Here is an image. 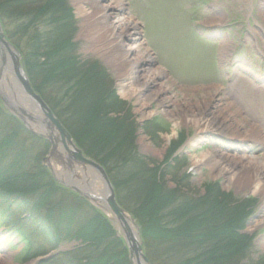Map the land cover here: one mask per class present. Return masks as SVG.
Returning a JSON list of instances; mask_svg holds the SVG:
<instances>
[{
	"label": "rangeland",
	"instance_id": "374dc122",
	"mask_svg": "<svg viewBox=\"0 0 264 264\" xmlns=\"http://www.w3.org/2000/svg\"><path fill=\"white\" fill-rule=\"evenodd\" d=\"M58 1H61L60 3L68 9L69 14H72L70 23L74 30L70 36L73 46L69 50L57 49L58 52L55 55L52 54L54 57L50 58V53L53 51L50 45L51 38L52 41L59 43L68 35L65 32L56 34L58 26L54 24V17L49 14L47 22H40L43 25H41L39 36L43 40L48 39L46 46L43 45L40 48L41 55L44 57L48 53V64L66 57L75 58L77 70L74 78L65 81L61 86L56 87L57 83L53 85L51 84L53 82L47 83L44 96L55 94L54 98L60 106L64 107L67 102L66 97H68L67 95L64 97V93L69 95L73 92V97L76 92L78 95L82 91L83 86L78 85L75 80L79 78V71L87 82V92L91 91V94L98 95V92L102 93L103 90L99 89L101 80L96 77L95 72L109 73L106 77L109 80L108 87L117 99L122 101L119 106L117 104L120 103L116 102L117 104L112 109L121 113L123 108L126 110L128 107L131 123L127 124L126 130L135 131L136 128L133 132L134 152L143 157L142 164L147 168L153 170L157 168L158 171V167H161L167 170L166 175L160 173L162 182L163 179L165 182L164 188L168 191L173 190L176 186L173 181L174 176L180 177L188 173L186 187L193 192L203 195L205 186L216 184L221 192L229 193L236 199L255 198L257 200L251 220L245 228V233L253 238L250 252L242 258L238 257V264H263L264 0H100L102 5L105 6L106 3L110 5L108 14L111 12L118 14L117 21L123 18L139 24L136 34L130 28L127 32L123 30V27L118 28V31L110 36L113 41L112 49L103 54L93 48L91 38L87 36V33L93 29L92 19H88L93 16L92 9L87 0ZM5 2L6 0H0L1 5H5ZM24 2L30 3V1ZM53 6L56 5L53 4ZM36 7H42V2L23 5V8L29 10H34ZM96 19L99 22L100 16ZM99 25L104 24L98 23ZM10 28L14 29L13 24ZM196 32L198 35L202 34V37L197 36ZM129 34L137 38L135 42L138 44L135 45L138 49L133 47L134 43ZM22 41L27 44L26 40ZM22 41L18 44L21 45ZM31 48L30 53L33 52ZM19 50L23 53L24 47ZM125 51L132 53L130 65L121 70L111 58ZM24 52L26 53L25 50ZM107 52H110L109 56L108 54L104 56ZM145 54H148L150 60L141 61V64L144 63L145 66L147 64L145 69L149 71H140L135 63L137 64ZM45 59H40V61ZM6 61L10 62L7 52ZM6 66L5 71L12 69V64L8 65L6 62ZM19 66L28 77L21 63ZM124 74L127 78H124ZM132 74L136 81L130 80ZM141 75L146 77L152 75V77L150 80L145 78L147 80L145 82ZM59 76L60 73H56V80L58 78L60 81ZM4 81L2 79V83ZM60 90H63V93L59 92ZM4 93L10 97L6 90ZM91 94L87 95L90 101H92ZM74 99L69 98V101L73 102ZM100 103L109 108L113 106L111 99L103 98ZM94 106V108L98 107V102H95ZM70 111L73 115H78L80 110L76 112L70 107ZM165 112L168 114L165 115ZM120 113L115 112L110 115L113 118L119 117L123 122ZM204 119L208 121L204 122ZM2 123L0 119V138L7 133ZM61 125L63 126L62 123ZM32 137L34 136L29 132L17 136L16 149L9 150L13 152L9 156L17 155V148L20 151L23 160H19L17 165L23 166V175L36 169L38 160L40 162V157L43 156L42 140H34ZM239 142L247 146L238 148L234 145ZM67 146L71 152L76 153L71 145ZM77 149L82 157L85 156L86 159L101 166L93 157L87 156L83 148ZM222 155L231 165L221 160ZM252 156H260L259 166L253 165ZM63 157H66L64 153L53 154L50 157V164L58 179L66 178L70 174L69 169L62 167ZM6 158L8 159V156ZM166 159L170 161L176 159L174 163H171L177 168L174 167L169 171L167 164L164 163ZM2 164L5 166V163H0V167H4ZM248 164L249 172L244 173ZM73 167L80 178L75 181L83 186L81 179L85 177L84 170L78 165ZM104 171L106 172L105 169ZM33 173L36 174L34 171ZM127 180L131 183L129 179ZM36 181L28 180V184ZM94 185L97 189L102 187L100 183ZM134 185L135 181L130 184L133 187ZM111 189L116 201V195L120 194L122 197H129V201L125 200L135 207L136 203L132 197L138 193L137 187L132 190L124 183L118 189H115L112 184ZM92 193L94 194V190ZM59 197L55 196L54 199ZM71 200L68 199L65 202L71 204ZM168 213V209L163 210L158 217L165 218ZM43 215H45L44 211L40 210L38 219L43 218ZM88 218H91V215L86 209L78 217L79 220L84 221ZM51 221L50 223H53L54 220L51 219ZM112 223L115 224L114 235L112 232L111 235L110 233L98 235L100 238L104 237L105 242H98L99 239L96 236H88L82 243H78L77 246L82 247L78 248L82 249L80 252L81 258L83 257L82 264H92L89 255L92 251H96L97 247L105 248L103 249L104 256L112 244L108 243V238L114 243L112 245L117 247L115 253L122 255L125 246L121 232L115 228L118 224L114 219ZM127 225L130 226L128 228L131 237L127 230L125 239H128V243L132 241L140 244L141 238L138 235L140 228L137 222ZM28 230V228L22 229L25 233H28ZM63 240H65L64 235ZM18 241L20 239L14 236L9 239L0 229V264H34V258L48 254L51 257L58 250L66 252L72 250V248H67L72 246L70 243L62 244L54 250L55 244L42 240L40 236H29L26 248L19 245ZM149 247L147 253L151 259L155 260L154 264H165L169 256H172L169 264H181L184 259L191 257V252L183 250L182 243L175 241H170L168 244L158 242ZM28 248L29 252H27ZM166 250L170 252L166 253ZM49 257L47 259H50ZM60 257L55 256L48 261L51 264L55 262L59 264ZM136 258L137 256L132 253L128 255L126 263L117 262L115 264H138ZM109 261L107 256L103 258L102 264H111L108 263Z\"/></svg>",
	"mask_w": 264,
	"mask_h": 264
},
{
	"label": "trees",
	"instance_id": "16d2710c",
	"mask_svg": "<svg viewBox=\"0 0 264 264\" xmlns=\"http://www.w3.org/2000/svg\"><path fill=\"white\" fill-rule=\"evenodd\" d=\"M24 1H30V3ZM39 2H42V7H36L34 10L23 8V5H34ZM60 2L58 0H6L5 5L0 4V20L8 40L20 53L19 49L22 47L26 51L25 53L23 50V53H21L22 65L34 91L51 108L70 133L75 144L79 148H83L87 156L90 155L91 158L93 157L97 163L104 167L115 189L122 187L124 183L132 190L137 187V196L133 195L132 197V200L136 203L135 207L127 202L129 197H122L120 194H117L116 197L119 205L136 220L147 252L150 245H155L158 242L168 244L170 241H175L182 243L183 250L191 252V257L184 259L181 264H238V257L242 258L249 249L250 237L241 234V232L252 212L254 200L238 202L231 195L221 192L216 184L205 186L203 195L199 192H193L185 186L184 182L187 181L185 175L174 179L176 186L173 190L168 191L164 188L165 182L164 179L162 182L160 173L166 175L167 170H163L161 167H158V171L157 168L154 170L147 168L142 164L144 162L143 157L134 152L133 132L136 131V128L135 131L126 130L127 124L131 123L128 107L125 106L126 110L123 108L121 113L112 109L117 103H120L117 104L118 106L121 105L122 101L118 100L108 87L106 81L108 80L106 78L108 74L106 71L95 72L96 77L101 80L99 89L103 90L102 93L98 92V95L91 94V91L87 92V82L79 71V78L75 80L78 85L83 86L82 91L78 95H76V92L73 97V92L69 95L64 93V97L68 96L64 107L60 106L54 98L56 97L55 94L44 96L47 91V83L53 82L51 83L53 85L57 83L56 87L61 86L65 81L74 78V73L77 70L75 58L68 59L66 57L48 64V53L44 57L41 55L40 48L43 45L46 46L48 39L43 40L39 36L41 25H43L40 22H47L49 14L54 17V24L58 26L57 31L55 30L56 34L65 32L68 35L66 39L59 43L52 41L51 38L50 45L53 47V51L50 53V58L58 52L57 49L69 50L73 46L71 43L72 37L70 36L74 30L70 23L72 14H69L68 9ZM53 4L56 6H53ZM11 24H13L14 29L10 28ZM22 40H26L27 44L23 43ZM21 41L22 43L19 45L18 42ZM30 47L33 50L31 53ZM52 54L54 55L52 56ZM40 59L45 60L40 61ZM56 73H60L61 82L58 78L56 80ZM59 92L63 93V90ZM90 94V99L93 102L88 100L87 95ZM69 98L75 99L71 102ZM103 98L111 99L113 106L111 108L102 106L100 102ZM95 102H98L96 108H94ZM70 107L76 112L80 110L84 114L79 111L78 115H73ZM115 112L121 114L123 122L119 117L113 118L110 115L115 114ZM0 119L4 128L7 129V133L0 138V157L8 156L10 158L6 166L7 171L0 168V195L2 194L3 203L5 200L22 202L24 209L29 208L32 214L45 207L47 209L45 218L48 215L52 216L50 211L53 207L57 208L58 215L54 218L56 227L54 233H44L50 241H55L52 244L59 242L60 234L57 233L60 232L61 227L65 230L68 238L77 236L79 239L84 240L88 236H96L99 239L98 242H105V238H100L98 235L104 233H110L111 235L114 228L99 211L88 206L86 202L72 192L59 186L57 188L55 181L51 178L49 181L37 180L33 184H28V180H33L34 177L44 172V169L38 160L36 169L25 173L27 176L22 174L23 166L17 165L19 160H23L20 151L17 148V155L9 156V154H13L9 150L16 149L17 136L24 135L26 132L13 117L2 109L1 105ZM47 149V143L43 142V153ZM173 160L176 161V159ZM174 161L169 159L164 161L169 171L171 162ZM33 171L38 175L34 174ZM112 171L114 172L112 173ZM127 179L131 183L135 181L134 187L130 186L131 183ZM181 182H183V186ZM55 196L60 197L54 199ZM68 199H72L71 204L65 202ZM85 209L90 212L91 218L85 221L79 220V214ZM166 209L169 210V213L165 218L160 219L159 214ZM33 219L35 218H29L30 221ZM162 224L164 225L161 226ZM49 227H52L51 224ZM71 231H73V235H70ZM17 234L25 241L28 240L29 236H33V234L27 236L21 230H18ZM107 241L109 244H114L109 238ZM112 244L108 247L104 256L105 248L99 249L97 247L96 251H92L89 255L92 264H102L103 258L107 256L110 260L108 263H126L127 253L125 249L123 248L122 255H118L115 253L117 247ZM177 246L180 247L179 244ZM81 251L82 249L76 248L74 251L66 253V260L63 264H82ZM168 252L170 250H166V253ZM147 257L150 264H154L155 260L151 259L148 253ZM169 257L166 258L165 261L168 262L165 264H169L171 261L172 256ZM60 261H62V258H60Z\"/></svg>",
	"mask_w": 264,
	"mask_h": 264
},
{
	"label": "bare ground",
	"instance_id": "6f19581e",
	"mask_svg": "<svg viewBox=\"0 0 264 264\" xmlns=\"http://www.w3.org/2000/svg\"><path fill=\"white\" fill-rule=\"evenodd\" d=\"M87 3H89L90 8L92 9V14H93L92 17L88 18V19H92L91 20L92 21L91 24L93 23L92 24L93 25V27H92L93 29L89 33H87V36H89L88 38H91V41H92V43L94 45L93 48H95L96 50L100 51L102 54L105 51H107V50L109 51V50L112 49V42L113 41H112V38L110 39V36H113V34H115L116 31H118V28L123 27L124 28L123 30L126 31V32H127L128 28H130L131 31L134 34L137 33V24L134 21L125 20L123 18H121L119 21H117V18H119V17H118V14H115L116 12L115 13L111 12L110 14H108L109 11H110V5H107V3H106L105 6L102 5V3H100V0H87ZM98 16H100L99 22L96 19V17H98ZM97 22L99 24H104V25H99L100 26L99 27ZM126 32H124V33H126ZM129 35L131 36V39H132V41L134 43L133 47L137 48V46L135 45V44H138V43L135 42L136 41L135 39H137V38H135V36H133L131 34H129ZM120 37L122 38V36H120ZM121 40H123V39H121ZM130 44H132V43L130 42ZM130 44H127V46H130ZM100 46H101V48H100ZM107 54L109 56L110 52H107L104 56H106ZM131 54H132L131 52L125 51V52H121V54H119V55H117L115 57H112L111 59L114 60L113 63L119 69L124 70L125 68H127L130 65ZM148 59L150 60L148 54H145L143 56V58H141V60L139 59L137 64L135 63V66L137 68H140V71H149V69L148 70L145 69L148 66L147 64H146V66H145L144 63L141 64V61L144 62L145 60H148ZM7 64L9 65L10 62L7 61ZM136 74H138V73L136 72ZM2 77L4 79H6L8 82H13L14 83L16 81L14 72L12 71L11 68H9L8 71H0V80L1 81H2ZM151 77H152V75H151ZM151 77L150 76L146 77V76L141 75L142 80H144L145 82L147 80H150ZM124 78H127V75L124 74ZM130 80L136 81L135 76L133 74L130 77ZM106 81L109 82L108 80H106ZM136 84L139 85L138 82H136ZM3 87H4V84L0 83V89H2ZM13 90L17 91L16 86H15V88ZM26 108H30L31 109V111H32L31 115L35 118V120L39 119L37 121H34V120H29L27 118V119H25L26 120V125L31 127L32 129L36 130V131L39 130L40 128L44 129L46 125H44L43 122L42 123H38V122H41V120H42L40 118V114H38L37 110H35L31 106V104H29L27 101H26ZM164 114L167 115L168 112H165ZM203 121L207 122L208 119H204ZM73 144H75L74 141H73ZM66 154H69V152H67ZM0 159H2V158L0 157ZM221 160L226 162V163L228 162L226 157L223 156V155L221 157ZM3 161L5 163V166H4V164H2L4 167H1V169L3 171H7V168H6V166H7L6 165L7 164V158H6V156H4ZM64 162H69V163L72 162L70 155H66V157L62 158V163H64ZM50 163H51L50 162V158H48L46 160L45 164H44V167H43L44 172H41L40 175L37 174L38 176L34 177L33 180L49 181V180L52 179L54 181V179H55L54 178V172H53V169H52V166H51ZM229 164L231 165V163H229ZM66 165H68V164H63L62 167L66 166ZM239 165H240V162H239ZM254 165L258 166L259 164L255 162ZM245 168L246 169H244V173H248L249 169H250L249 165H246ZM240 175H241V172H240ZM71 177H72V175H69L66 178L63 177L62 179H59L58 181H56V183H55L56 187L57 188H59V187L62 188V185L66 187V183H64V182H67L70 186H78L76 181L71 180ZM85 178H86L85 182L84 183L81 182V183H83V186L79 185L78 187L80 189H82V191H85L86 193L92 194V195H93L92 191L94 190V195L96 197V201H95L96 205L101 207V208H104L105 204L103 202H101L99 199L101 198V200H102V199L105 198L106 189H104L103 185L99 189H97L96 186L94 185L95 183H100L101 184L100 176L96 172H91V173L85 174ZM69 189H71V188L69 187ZM41 210H43L44 213H46L45 211H47V209L45 207H42ZM50 212L52 214V216H51L52 218L49 215L46 216L45 219H46L47 222H50L51 219L54 220L55 216L58 215L57 208H55V207H53ZM38 213H40V212H35V213H33L32 216H37ZM43 216L45 217V215H43ZM103 217H105V216H103Z\"/></svg>",
	"mask_w": 264,
	"mask_h": 264
},
{
	"label": "water",
	"instance_id": "95a60500",
	"mask_svg": "<svg viewBox=\"0 0 264 264\" xmlns=\"http://www.w3.org/2000/svg\"><path fill=\"white\" fill-rule=\"evenodd\" d=\"M6 52L9 54L10 62H12L10 64H12V71L14 72V75H15L16 81L14 82V84L17 88V92L20 93L22 97L26 99L35 110L39 109L40 118L42 120L41 122H38V123L43 122V124L46 125L44 129L43 128H40V129L42 131L44 130L43 131L44 135L46 133V138L52 145V150H53L52 153L55 152L57 145L60 144L65 154L69 152V154L67 155H70L71 160L74 164L80 166L85 171L87 169L94 170L100 176L103 182V185H104V189H106L105 198L102 199V201L104 200L106 210L112 213L117 218V220L122 225V230L124 234L128 230L130 233V237H131V232L128 228L129 226L127 225V216L125 212L122 209H120L118 205L116 204L114 195L111 189V185L104 171L95 162L82 157V154L72 144L70 136L67 134L64 128L60 125L59 121L53 116L49 108L43 103V101L39 98V96H37L33 92L27 77L24 75L23 71L21 70L19 66V57L15 53V50L5 41L2 29H1V25H0V71L7 70ZM11 88L14 89L13 87ZM0 93H1L0 99L2 103L4 104L5 108L9 110L11 113H14L15 115L16 114L19 115V117L22 119L28 118L29 120H34V121L39 120V119L35 120V118L31 115L29 109H25L24 107L21 106V104L16 99L15 93L12 94L10 97L6 96L3 91ZM67 145H71L73 147V151L75 150L76 153L71 152L68 149ZM54 177L58 180L55 174H54ZM67 186L70 187L75 192H77L79 195L85 196L87 199L91 198L93 200V197L83 194L81 191L76 189L75 186L73 187L70 185H67ZM125 237L127 238L126 234H125ZM126 241L130 249V255L134 253L137 256V258H139V256H141L139 246L135 242H132V241H130L131 243H128V239H126ZM143 260L145 261L144 258Z\"/></svg>",
	"mask_w": 264,
	"mask_h": 264
}]
</instances>
